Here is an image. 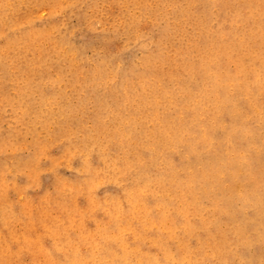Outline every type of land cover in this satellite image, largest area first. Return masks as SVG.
I'll return each instance as SVG.
<instances>
[{
  "label": "rangeland",
  "instance_id": "374dc122",
  "mask_svg": "<svg viewBox=\"0 0 264 264\" xmlns=\"http://www.w3.org/2000/svg\"><path fill=\"white\" fill-rule=\"evenodd\" d=\"M0 264H264V0H0Z\"/></svg>",
  "mask_w": 264,
  "mask_h": 264
}]
</instances>
